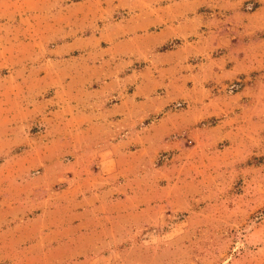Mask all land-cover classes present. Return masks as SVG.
I'll return each instance as SVG.
<instances>
[{
	"label": "rangeland",
	"instance_id": "obj_1",
	"mask_svg": "<svg viewBox=\"0 0 264 264\" xmlns=\"http://www.w3.org/2000/svg\"><path fill=\"white\" fill-rule=\"evenodd\" d=\"M163 26L174 35L161 39ZM70 76L91 106L136 86L141 102L115 174L134 177L136 218L120 211L125 236L96 238L121 250L107 264H264V0H0V229L21 234L36 211L26 185L44 166L50 187L66 181L52 172L74 158L36 161L53 143L35 136L54 133L52 79ZM100 86L114 90L90 92ZM86 160L96 168L75 162ZM55 208L62 225L86 219L82 206ZM67 240L61 249L89 244Z\"/></svg>",
	"mask_w": 264,
	"mask_h": 264
},
{
	"label": "crops",
	"instance_id": "obj_2",
	"mask_svg": "<svg viewBox=\"0 0 264 264\" xmlns=\"http://www.w3.org/2000/svg\"><path fill=\"white\" fill-rule=\"evenodd\" d=\"M173 35L172 27L163 26L160 30L161 39ZM120 46L119 41H114L110 42L107 48L112 51ZM128 76H131V73H128ZM71 77L61 82L59 77L52 79L53 96L54 99L57 98L50 110L54 133L48 137L40 132L35 138L52 142L53 148L45 154L35 150V159L41 162L42 157L65 155L70 159L74 158L69 160V164L73 166L52 172V180L60 176L66 179L59 188L50 187L51 181L45 179L48 172L46 166L37 173L38 175L29 178L26 186L30 194L35 192L29 196V200L36 211L22 219L21 234L8 230V225L5 230L0 229V264H60L62 253L74 252L92 255L85 259L84 264H91L92 261L93 264H107L109 255L119 254L121 250L114 243L101 246L96 238L125 236V225L120 223L123 220L120 211L130 213V221L136 218L133 214V209L137 206L136 190L132 188L134 177L116 179L115 174L124 162V148L130 141H138L135 127L140 123L141 102L135 100L137 86L123 99L103 106L94 101L91 106L85 103L88 97L80 94L82 90L73 87ZM112 90L114 89L111 87L103 89L100 86L90 92L100 97L104 92L110 95ZM125 126L126 130L119 128ZM128 133L129 135H125ZM92 142H102L103 145L93 151L88 145H92ZM135 151H140V148ZM87 156L97 160L96 168L89 166L88 160L84 166H77L76 160ZM136 156L145 161L142 155ZM130 168L125 167L126 170ZM41 179L43 181H40ZM62 192L68 194L62 197ZM146 194L151 198L149 192ZM61 202L82 206L81 209L86 210V219H69L62 225V219L65 217L61 218L55 208L62 204ZM47 205H50L52 210L46 209ZM113 222L116 224H109ZM82 235L89 239L88 245L61 249L60 245L67 242V239L80 238ZM90 259L93 260L89 261Z\"/></svg>",
	"mask_w": 264,
	"mask_h": 264
}]
</instances>
